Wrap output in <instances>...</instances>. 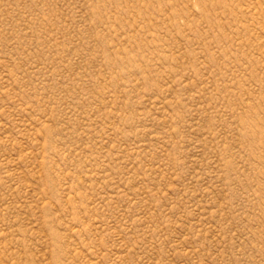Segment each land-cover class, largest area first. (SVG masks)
Wrapping results in <instances>:
<instances>
[{
    "label": "rangeland",
    "instance_id": "rangeland-1",
    "mask_svg": "<svg viewBox=\"0 0 264 264\" xmlns=\"http://www.w3.org/2000/svg\"><path fill=\"white\" fill-rule=\"evenodd\" d=\"M0 264H264V0H0Z\"/></svg>",
    "mask_w": 264,
    "mask_h": 264
}]
</instances>
